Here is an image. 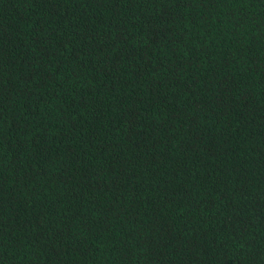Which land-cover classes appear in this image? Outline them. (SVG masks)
Masks as SVG:
<instances>
[{
    "label": "trees",
    "instance_id": "obj_1",
    "mask_svg": "<svg viewBox=\"0 0 264 264\" xmlns=\"http://www.w3.org/2000/svg\"><path fill=\"white\" fill-rule=\"evenodd\" d=\"M0 264H264V0H0Z\"/></svg>",
    "mask_w": 264,
    "mask_h": 264
}]
</instances>
